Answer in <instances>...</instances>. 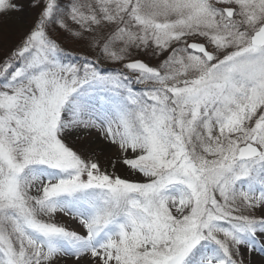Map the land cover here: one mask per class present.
<instances>
[{
	"label": "snow or ice",
	"instance_id": "obj_1",
	"mask_svg": "<svg viewBox=\"0 0 264 264\" xmlns=\"http://www.w3.org/2000/svg\"><path fill=\"white\" fill-rule=\"evenodd\" d=\"M31 7L0 27V264L264 253V0Z\"/></svg>",
	"mask_w": 264,
	"mask_h": 264
},
{
	"label": "rangeland",
	"instance_id": "obj_2",
	"mask_svg": "<svg viewBox=\"0 0 264 264\" xmlns=\"http://www.w3.org/2000/svg\"><path fill=\"white\" fill-rule=\"evenodd\" d=\"M18 3L22 4L24 7V11L11 13L9 15H5L0 17V27H2L6 34L10 38L18 37L23 34L24 26L21 24V21H25L28 25H30L31 21L35 19V10L31 7V0H17ZM103 67L105 69H111L118 67V65L104 62ZM139 87V86H138ZM97 138H98V134ZM101 146L103 142H100ZM78 150H83L84 148H90L91 146L87 144V139L83 138L80 141L76 142L74 145ZM100 157L101 161H106L108 159L109 153H97ZM124 174V173H121ZM61 223H64L66 218H59ZM246 264H264V253L253 252L250 255H245Z\"/></svg>",
	"mask_w": 264,
	"mask_h": 264
}]
</instances>
